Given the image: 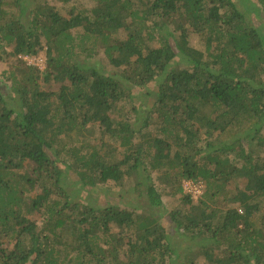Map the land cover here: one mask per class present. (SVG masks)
I'll return each mask as SVG.
<instances>
[{
  "label": "trees",
  "instance_id": "obj_1",
  "mask_svg": "<svg viewBox=\"0 0 264 264\" xmlns=\"http://www.w3.org/2000/svg\"><path fill=\"white\" fill-rule=\"evenodd\" d=\"M55 1L0 0V264H264V0ZM72 175L170 216L82 202Z\"/></svg>",
  "mask_w": 264,
  "mask_h": 264
},
{
  "label": "rangeland",
  "instance_id": "obj_2",
  "mask_svg": "<svg viewBox=\"0 0 264 264\" xmlns=\"http://www.w3.org/2000/svg\"><path fill=\"white\" fill-rule=\"evenodd\" d=\"M32 1V0H31ZM52 2H54L55 4H57L59 1H55V0H50ZM91 3V2H89ZM248 14H252V12H248L246 11ZM249 16V15H248ZM254 18L255 21L257 20H262L256 16H252ZM180 33L178 32V35ZM190 36V43L192 46L204 50L206 45H205V40H203V38H201L199 35L195 34V32H191L189 34ZM8 50H11V48H9ZM45 55V51H42L40 55L38 56H42L44 59V55ZM103 56V54L101 55ZM27 62H29L28 64H39V66L41 68H44L46 66V63H39L37 58H31L30 61L27 60ZM1 69L2 70H6L9 68V64L7 62H3L0 64ZM0 85L2 88V91L4 92V94L9 98V97H13L14 98V103L16 104V100L15 97L17 96V93L13 91L12 89V82L7 78V76H1L0 77ZM149 89L146 90L145 93L141 94L139 93L140 91H138V93L136 92L135 96V100L134 103L139 106L140 110V121L139 124H141L147 117V112L150 111V109L153 106V102L155 100V90H156V84L151 83L149 84ZM147 87V88H148ZM120 110H122V113H125L126 111H129L132 107V104L129 102L128 99H123L120 101ZM116 115V114H114ZM154 124L150 125L148 128L155 130V126H153ZM69 171V170H68ZM74 175H72L71 177L69 176L66 179V185L70 187V192L74 194V198L79 199L82 202H87L90 204H93L97 207H108V206H113V205H118L121 207H128L126 209L128 210H133L136 212H142L144 214H150V213H154V214H159L160 220L163 222V224L165 225V222H167L166 217L170 216V210L172 209V204H171V199H168V201L165 200L164 204L165 206L163 207H152L150 208L146 202H143V200H137L136 194L135 192L132 191H122L119 190V188L113 189L111 188L112 185L108 184V185H104L102 186V188L99 189H91L90 192H88L87 190H84L82 188V186L79 184L78 181H76V179L73 177ZM156 178L158 177V180L155 182L158 185V188H160V185L162 184V177L159 176V174L156 173ZM156 180V179H155ZM185 179L182 180V184L183 181ZM140 198V197H138ZM167 198V197H166ZM165 198V199H166ZM138 210V211H137ZM165 214V216H164ZM173 226L172 228H175V224L171 223ZM167 227V230H172V228ZM173 234H175V232H173ZM183 237H177L175 239V242L178 244H180V246L187 248V246L190 244L187 239L184 240L183 242ZM206 243L209 241H205ZM210 242H212L210 240ZM194 242H192L191 244H193ZM191 247L195 248L196 251L198 250V246L194 247L193 245H191ZM177 245V244H176ZM194 249V250H195ZM183 250V249H182ZM182 256L186 255V251L183 250L181 252ZM185 257H180L177 258L176 261L177 263L181 264L182 260ZM188 258V257H187ZM196 264H209V262L207 261L206 257L204 256V254L199 253L197 254L196 257Z\"/></svg>",
  "mask_w": 264,
  "mask_h": 264
},
{
  "label": "built area",
  "instance_id": "obj_3",
  "mask_svg": "<svg viewBox=\"0 0 264 264\" xmlns=\"http://www.w3.org/2000/svg\"><path fill=\"white\" fill-rule=\"evenodd\" d=\"M23 58L30 61L31 58H37L39 63H46L42 56H28L25 55ZM29 63V62H28ZM39 65V64H37ZM183 188L185 192H190L193 195H201L204 192L205 184L202 181H194L191 179H186L183 181Z\"/></svg>",
  "mask_w": 264,
  "mask_h": 264
}]
</instances>
